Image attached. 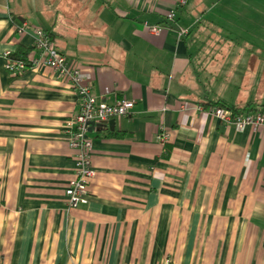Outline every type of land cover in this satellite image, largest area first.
Returning <instances> with one entry per match:
<instances>
[{
    "label": "crops",
    "instance_id": "0c3cea01",
    "mask_svg": "<svg viewBox=\"0 0 264 264\" xmlns=\"http://www.w3.org/2000/svg\"><path fill=\"white\" fill-rule=\"evenodd\" d=\"M38 28L97 101L135 102L91 127L77 207L76 89L47 66L6 68ZM215 103L264 110V0H0V264H264V126L225 124Z\"/></svg>",
    "mask_w": 264,
    "mask_h": 264
},
{
    "label": "built area",
    "instance_id": "2783aa9c",
    "mask_svg": "<svg viewBox=\"0 0 264 264\" xmlns=\"http://www.w3.org/2000/svg\"><path fill=\"white\" fill-rule=\"evenodd\" d=\"M184 4L186 0H179ZM175 12L167 14L169 20H173ZM21 31L25 30V24L17 25ZM155 33L163 31L160 25H147ZM187 30H180L183 35ZM11 53V52H10ZM6 60V68L12 76L26 73L29 70L40 66H47L57 74L58 77L71 82L79 96V110L72 118L66 121V132L70 147L74 151V177L69 181L66 188V195L70 207L87 204L91 195V183L96 175L94 168V139L90 136L92 126L104 125L111 118L117 116H128L135 102L127 97L118 99L115 103L109 104L104 101H97L92 94V86L83 75L75 60L60 51L53 43L49 33L38 28L35 30L34 48L26 60H16L9 57ZM186 108V105H182ZM203 107H200V109ZM206 111L225 124H234L239 129L246 126H264V113L236 112L231 107L212 106ZM169 131H161L157 135L158 141L165 144L170 140Z\"/></svg>",
    "mask_w": 264,
    "mask_h": 264
},
{
    "label": "trees",
    "instance_id": "16d2710c",
    "mask_svg": "<svg viewBox=\"0 0 264 264\" xmlns=\"http://www.w3.org/2000/svg\"><path fill=\"white\" fill-rule=\"evenodd\" d=\"M18 23V22H17ZM31 51H32V49L30 48H26V47H24V46H19L18 48H17V50L16 51H14V52H11L10 54H9V57L10 58H12V59H16V60H26L27 59V57L30 55V53H31ZM212 106H226V107H228L226 104H224V103H215V104H210V105H207V106H205V108H210V107H212ZM233 109L236 111V112H256V111H261V112H263L264 113V110H257V109H253V108H251V109H249V108H234L233 107Z\"/></svg>",
    "mask_w": 264,
    "mask_h": 264
},
{
    "label": "water",
    "instance_id": "95a60500",
    "mask_svg": "<svg viewBox=\"0 0 264 264\" xmlns=\"http://www.w3.org/2000/svg\"><path fill=\"white\" fill-rule=\"evenodd\" d=\"M114 121H111V124L113 123Z\"/></svg>",
    "mask_w": 264,
    "mask_h": 264
}]
</instances>
